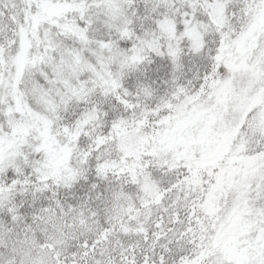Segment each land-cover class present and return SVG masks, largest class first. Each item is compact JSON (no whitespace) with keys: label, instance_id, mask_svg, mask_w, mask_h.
<instances>
[{"label":"snow or ice","instance_id":"1","mask_svg":"<svg viewBox=\"0 0 264 264\" xmlns=\"http://www.w3.org/2000/svg\"><path fill=\"white\" fill-rule=\"evenodd\" d=\"M0 264H264V0H0Z\"/></svg>","mask_w":264,"mask_h":264}]
</instances>
